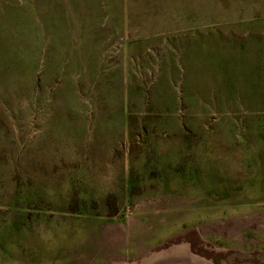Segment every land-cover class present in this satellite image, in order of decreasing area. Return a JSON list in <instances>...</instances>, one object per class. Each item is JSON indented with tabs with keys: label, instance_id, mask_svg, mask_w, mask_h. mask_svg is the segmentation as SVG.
<instances>
[{
	"label": "rangeland",
	"instance_id": "obj_1",
	"mask_svg": "<svg viewBox=\"0 0 264 264\" xmlns=\"http://www.w3.org/2000/svg\"><path fill=\"white\" fill-rule=\"evenodd\" d=\"M192 259L264 264V0H0V264Z\"/></svg>",
	"mask_w": 264,
	"mask_h": 264
},
{
	"label": "bare ground",
	"instance_id": "obj_2",
	"mask_svg": "<svg viewBox=\"0 0 264 264\" xmlns=\"http://www.w3.org/2000/svg\"><path fill=\"white\" fill-rule=\"evenodd\" d=\"M182 255V254H181ZM189 259V258H188ZM187 259V260H188ZM192 261V263L194 262V263H196V264H210V263H205L204 261H202V260H198V259H192L191 260Z\"/></svg>",
	"mask_w": 264,
	"mask_h": 264
}]
</instances>
